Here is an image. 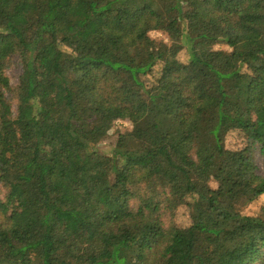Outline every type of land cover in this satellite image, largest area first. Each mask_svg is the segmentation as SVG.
<instances>
[{"label": "trees", "instance_id": "16d2710c", "mask_svg": "<svg viewBox=\"0 0 264 264\" xmlns=\"http://www.w3.org/2000/svg\"><path fill=\"white\" fill-rule=\"evenodd\" d=\"M263 117L264 0H0V264H264V207L237 208L264 173L223 145L239 131L264 160ZM182 205L190 225L163 227Z\"/></svg>", "mask_w": 264, "mask_h": 264}, {"label": "rangeland", "instance_id": "374dc122", "mask_svg": "<svg viewBox=\"0 0 264 264\" xmlns=\"http://www.w3.org/2000/svg\"><path fill=\"white\" fill-rule=\"evenodd\" d=\"M148 36L150 39H152L155 43L164 44L169 46L171 44V41L167 35V33L163 31H150L148 33ZM64 52L67 54L70 53V50L66 47H61ZM213 50H222V51H230V48H228L224 44H215L213 46ZM177 60L181 63H187L188 62V54L185 49H182L177 54ZM161 69V64H157L152 71V74L148 76V78L145 79L148 83H151L154 79L157 78L159 72ZM6 76L9 78L11 86L14 88L18 83V77L21 74V64L20 60L17 56L11 57L8 67L5 70ZM7 98L10 100L12 104V110L15 109L16 103L15 100H13V94H8ZM264 121V117L262 118ZM133 125L126 119H118L115 120L109 131L107 132L106 136L101 140L97 145H95V148L100 150V153H104L105 155H110L112 149L114 148L116 141L120 135H126L129 134L133 130ZM223 145L224 148L228 151H238L245 147H250L253 151V159L254 163L257 169V173L259 175H262L264 173V160L260 156L258 147L257 146H250L247 138L239 131L231 130L227 131L223 138ZM209 188L216 189L217 183L213 180H210L207 184ZM157 194L154 196V201H157L159 199L164 198V191L160 187H157ZM134 192H137V194L143 198L147 197L149 195V190L139 188V186L134 187ZM6 190L4 186L0 183V198H3ZM139 203L138 198H132L130 202V206L133 208L137 207V204ZM264 207V195L259 196L255 200H253L250 203L247 204H238L237 208L241 215L245 216H257L261 213L262 208ZM160 216V220L162 222V226L167 227H175L176 229H186L190 223V217H189V210L184 205L179 206L172 210H167L161 208L158 212Z\"/></svg>", "mask_w": 264, "mask_h": 264}]
</instances>
